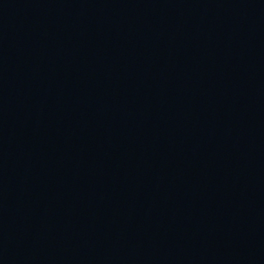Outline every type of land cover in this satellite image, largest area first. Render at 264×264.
Listing matches in <instances>:
<instances>
[{
    "label": "water",
    "instance_id": "95a60500",
    "mask_svg": "<svg viewBox=\"0 0 264 264\" xmlns=\"http://www.w3.org/2000/svg\"><path fill=\"white\" fill-rule=\"evenodd\" d=\"M0 264H264V0H0Z\"/></svg>",
    "mask_w": 264,
    "mask_h": 264
}]
</instances>
